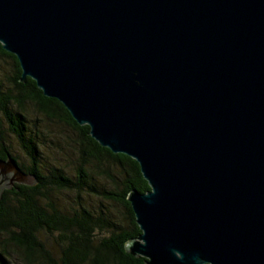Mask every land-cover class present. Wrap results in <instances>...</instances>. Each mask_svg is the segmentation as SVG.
Returning a JSON list of instances; mask_svg holds the SVG:
<instances>
[{"label":"water","instance_id":"95a60500","mask_svg":"<svg viewBox=\"0 0 264 264\" xmlns=\"http://www.w3.org/2000/svg\"><path fill=\"white\" fill-rule=\"evenodd\" d=\"M0 44L150 190L146 264H264V0H0ZM37 177L0 158V195Z\"/></svg>","mask_w":264,"mask_h":264},{"label":"trees","instance_id":"16d2710c","mask_svg":"<svg viewBox=\"0 0 264 264\" xmlns=\"http://www.w3.org/2000/svg\"><path fill=\"white\" fill-rule=\"evenodd\" d=\"M0 59L10 60L12 68L5 82L0 77V115L6 127L3 131L0 123V158L11 156L23 172L35 175L38 181L35 186L15 185L0 195V264H146L144 257L133 256L125 248L141 234L128 194L132 190H150L139 164L101 147L90 136L89 127L79 126L58 100L44 97L34 80L21 82L18 59L1 44ZM28 104L48 120L77 133L81 141L80 161L89 165L93 160L96 169L107 178V187L96 184L83 164L76 178L57 167L41 170L39 138L25 115ZM9 134L25 153L28 166L13 155ZM64 191L77 195L75 208L60 205L55 194ZM83 193L96 194L108 204L121 207L127 225L115 221L110 212L85 207L81 202ZM43 235L54 236L57 252L47 247Z\"/></svg>","mask_w":264,"mask_h":264},{"label":"rangeland","instance_id":"374dc122","mask_svg":"<svg viewBox=\"0 0 264 264\" xmlns=\"http://www.w3.org/2000/svg\"><path fill=\"white\" fill-rule=\"evenodd\" d=\"M12 73L11 62L8 59H0V77L3 82L6 77ZM25 115L31 127L37 133L39 138V150L43 159L41 170L51 169L53 167L60 168L64 174L71 178H76L77 170L81 167L79 150L81 148L80 137L67 126L57 122L48 120L42 114L38 113L32 104L26 105ZM0 123H2L3 131H6L4 121L0 115ZM13 155L16 156L19 162L25 166L29 165L25 153L22 151L16 140L9 134L8 136ZM96 163L92 160L89 165L83 164L82 167L92 178L96 184L108 186L107 178L96 169ZM106 180H104V179ZM55 197L60 201V205L64 207L75 208L78 200L77 195L73 192H58ZM81 202L85 207L96 211L110 212L115 221L124 223L122 208L113 204H108L105 200L100 199L96 194L83 193ZM126 223V222H125ZM124 223V225H125ZM127 225V224H126ZM125 225V226H126ZM43 240H47V247L57 252L58 247L53 235H43Z\"/></svg>","mask_w":264,"mask_h":264}]
</instances>
